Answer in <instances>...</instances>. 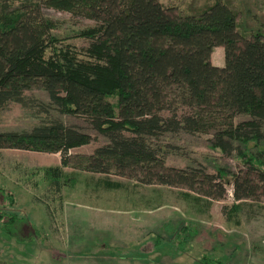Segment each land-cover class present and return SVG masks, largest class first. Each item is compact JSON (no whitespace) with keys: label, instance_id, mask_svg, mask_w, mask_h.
I'll list each match as a JSON object with an SVG mask.
<instances>
[{"label":"trees","instance_id":"1","mask_svg":"<svg viewBox=\"0 0 264 264\" xmlns=\"http://www.w3.org/2000/svg\"><path fill=\"white\" fill-rule=\"evenodd\" d=\"M44 9L93 21L74 36L89 41V47L77 49L58 38V25L45 17ZM218 47L224 49L222 67L212 63ZM33 89H42L59 113L83 118L107 139L73 166L93 174L98 191L102 186L116 191L132 186L186 189L174 196L205 213L225 199L231 185L235 203L223 208L227 220H235L247 201L264 198V34L242 37L238 15L224 0L178 16L159 0H0V110L17 103L39 119L30 131L0 132V151L61 155V166L41 170L48 191L58 194L42 200L52 220L54 205L62 208L65 188L74 187L80 176L64 172L72 163L70 151L93 139L27 95ZM239 117L247 119L237 121ZM181 133L212 135L211 147L237 154L245 169L236 173L218 167L210 174L168 167L166 157L177 148L162 139ZM113 174L135 184L107 178ZM134 208L143 209L126 211ZM192 209L187 216L196 220ZM196 221L169 226L170 239L183 235L186 244L193 242L199 232ZM25 223L42 240L43 230L36 224L0 212V224L12 232L11 238ZM201 260L209 261V254Z\"/></svg>","mask_w":264,"mask_h":264},{"label":"rangeland","instance_id":"2","mask_svg":"<svg viewBox=\"0 0 264 264\" xmlns=\"http://www.w3.org/2000/svg\"><path fill=\"white\" fill-rule=\"evenodd\" d=\"M215 1L159 0L175 16L200 13ZM224 1L238 15L239 32L242 37L251 39L253 33L264 34V0ZM43 12L46 18L57 23L58 27L54 30V34L58 38L77 49L89 47V41L74 36L78 31L95 25L93 21L75 18L69 13L53 9H44ZM212 63L218 67L225 65L223 48L215 49ZM27 95L45 103L49 113L66 125L76 127L92 137L91 144L70 151L73 156L72 163L70 167L63 168L64 172L68 176L75 174L80 176L78 179L74 178V187L65 188L64 195L68 203L67 212L74 214L76 223L96 220L98 225L94 230L88 227L82 229L80 233L78 232L79 238L76 239L75 235H64L63 210L58 207V203L54 205L55 219L49 218L42 200H51L58 194H51L48 191L49 187L41 170L61 166L60 154L2 150L0 151V191L5 198L0 194V212L5 217L17 213L40 227L43 235L42 240L31 235L30 225L25 223L21 227L24 229L16 233L15 238H11L12 232L3 231V225L0 224V250H4L0 264H264V209H262L264 198L260 202L247 201L235 220H227L223 208L235 203L231 185H227L225 199L215 201L205 213L200 209L193 210L189 202L174 196L180 191L187 192L186 189L132 186L128 187L130 191L126 192L128 188H119L116 191L113 187L105 190L102 186L101 191H98L99 188L92 183L93 174L73 166L76 165L79 157L90 156L95 149L105 145L107 139L93 130L83 118L59 113L42 89H33L27 92ZM246 119L239 117L237 121ZM38 123L39 119L35 111L25 109L20 104L11 103L6 110H0V132L30 131ZM211 138L212 135L192 136L186 133L166 135L162 139V144L177 148L174 152L168 153L166 165L180 170L201 168L210 174L217 173L218 167H225L236 173L245 169L244 163L238 159L237 154L225 155L220 150L212 148ZM95 178L103 179L106 176L96 175ZM107 178L123 182L125 185L135 184L134 181L114 174ZM71 183L73 184V181ZM163 192L164 200H162ZM160 204L163 206L160 207ZM258 206L262 208L257 210ZM132 207H141L145 212H140L138 210L140 208L132 209L138 212H125ZM143 209L141 210L144 211ZM188 209H192L198 215L197 221L187 216L191 214L187 213ZM131 218H134L135 228L146 229L149 226L150 231L155 233L154 236L150 234L138 243L112 241L117 244L112 247L111 236L125 237L130 229L128 222ZM187 220L196 221L199 228L194 241L186 244L183 240L185 236L181 235V232L178 234L181 235L180 240L177 237L170 239L169 226ZM144 222L148 224L143 225ZM237 226L241 227L236 228ZM121 233L123 234L119 235ZM66 237L69 241L65 240ZM73 243L83 245L81 255L75 254L74 257L65 258L67 250L71 254L72 249L77 248H71ZM206 253L209 254V261H202L201 258Z\"/></svg>","mask_w":264,"mask_h":264},{"label":"crops","instance_id":"3","mask_svg":"<svg viewBox=\"0 0 264 264\" xmlns=\"http://www.w3.org/2000/svg\"><path fill=\"white\" fill-rule=\"evenodd\" d=\"M68 207V203H66V201L63 202V205H62V215H63V220H64V235H75L76 239H78V232L80 233V231L83 229H85L86 227L88 228H91V229H95V227L98 225L97 224V221L96 220H92L91 222H87V223H81V221L79 222H75V218H73V215L72 213L70 212H67V208ZM140 212H145L142 211L141 209H138ZM126 212V210H125ZM127 212H138V211H132V210H129ZM137 221V220H136ZM100 223V221H99ZM109 223V222H108ZM129 224V230L128 232H126V236L125 237H122V236H115V238L113 236L112 237V241H116V242H119V241H132V242H135V243H138L139 241H141L143 238H147L148 235L152 234L153 235V231H150V227L148 226V228L146 229H142L140 227H134V224H135V221H134V218H131L130 221L128 222ZM148 223L147 222H144L143 225H147ZM153 229V227H151ZM2 234V233H1ZM123 233L119 234V235H122ZM155 234V233H154ZM92 235V234H91ZM79 236H82V235H79ZM66 241L69 239L66 237L65 239ZM111 246L112 247H115L117 246L116 243L112 242L111 243ZM74 247H77L75 249H72V253L70 254V251L67 250L66 254L67 256H65V258H68V257H74L75 254H77V256L81 255L82 251H83V245L81 244H76V243H73V245L71 246V248H74ZM65 250V248H64ZM4 250H0V257L1 256H4ZM65 254V255H66Z\"/></svg>","mask_w":264,"mask_h":264}]
</instances>
